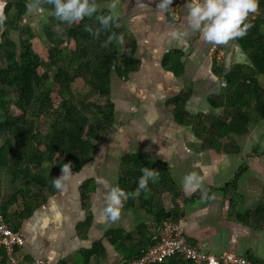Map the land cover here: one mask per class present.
<instances>
[{"label":"crops","instance_id":"0c3cea01","mask_svg":"<svg viewBox=\"0 0 264 264\" xmlns=\"http://www.w3.org/2000/svg\"><path fill=\"white\" fill-rule=\"evenodd\" d=\"M4 1L0 0V22ZM257 2L256 12L249 13L246 19L259 17L264 34V0ZM158 3L159 0L100 3L101 8L118 15L120 27L136 43L135 57L141 66L124 81L116 75L112 77L113 128L95 144L93 160L81 172L70 168L67 177L61 179V189L52 184L53 178L62 174L61 168H43L42 175L49 183L46 200L18 230L25 240L20 250L24 260L83 264L82 252L92 251L97 244H102L104 254L92 257L89 264H119L133 256L134 247L137 253V236L141 237L138 229L147 226L146 235L152 237L156 229L154 216L128 208L125 200L115 222L101 220V210L109 189L120 188L124 158L142 155L166 165L185 197L207 193L203 200L179 203L183 212L179 223L193 246L216 256L231 253L264 262V225L257 228L238 218L247 214L254 217L264 206V119L251 123L245 135L222 139L218 149L204 145L196 126L201 121L210 125L221 112L212 105V100L224 93V80L215 73V64L220 63L226 73L237 67L249 73L250 59L237 38L211 44L193 31L185 20L186 0H172L163 12L157 8ZM51 15L34 6L24 21L41 29ZM214 48L222 53L221 59L213 54ZM259 82L264 86L263 78L259 77ZM184 92H189L184 106L193 117L190 125L178 123L171 108V101ZM235 142L236 151L224 150V144ZM190 172L204 179L201 187L189 194L182 180ZM163 201L167 210L174 205L169 194ZM128 235L129 239L119 244Z\"/></svg>","mask_w":264,"mask_h":264},{"label":"trees","instance_id":"16d2710c","mask_svg":"<svg viewBox=\"0 0 264 264\" xmlns=\"http://www.w3.org/2000/svg\"><path fill=\"white\" fill-rule=\"evenodd\" d=\"M107 1L90 0L96 4V12L71 25L51 15L38 33L24 20L34 6L52 13L49 0H5L0 22V215L14 231L46 200L49 183L42 175L45 165L61 168L70 163L78 173L93 160L95 144L113 128L112 77L124 81L141 66L135 57L136 43L120 27L118 15L100 7ZM109 16L108 24H101V18ZM244 23L250 26L237 40L250 59L249 73L243 67L226 73L220 63L215 64L214 71L225 85L223 95L212 100V105L221 112L210 125L204 121L196 124L208 148L222 147V139L245 135L251 123L264 119V86L259 82V77L264 79L263 21L255 17ZM79 93L98 98L93 101ZM188 96L189 92H184L171 101L175 119L182 125L193 123L184 106ZM236 147V142L223 145L226 152L236 151ZM142 168L153 170L155 177L148 180L146 189L132 195ZM120 189L127 194L128 208L154 216L155 228L167 220L179 223L183 216L180 201L185 205L207 195L202 191L185 197L166 165L142 155L124 158ZM166 194L174 204L169 210L163 201ZM83 198L88 200L86 190ZM253 216L238 218L260 228L264 206ZM146 230L147 226L138 229L139 250L136 253L134 247L133 256L125 260L138 256L152 243L153 236L147 237ZM128 239L129 235L119 244ZM103 254L102 244H97L92 251L82 252L83 264ZM0 264H9L2 245ZM163 264L193 263L177 255Z\"/></svg>","mask_w":264,"mask_h":264},{"label":"clouds","instance_id":"9594fccd","mask_svg":"<svg viewBox=\"0 0 264 264\" xmlns=\"http://www.w3.org/2000/svg\"><path fill=\"white\" fill-rule=\"evenodd\" d=\"M53 6L52 15L71 25L85 16L96 12V4L90 0H49ZM172 0H159L157 8L163 12L170 6ZM187 15L185 20L193 31H198L201 38L211 44H225L237 37L244 36L250 26L244 23L249 13L257 10V0H186ZM111 16L101 18V24L107 25ZM183 35V33L181 34ZM70 170V163L61 165V175L53 178L52 184L61 189V179L66 178ZM142 175L137 181V188L132 195H137L140 189H146L149 179H154L155 172L148 168L141 169ZM204 176L195 172L184 175L182 185L186 193H191L201 187ZM100 183L105 181L100 180ZM206 194V193H205ZM127 194L119 187L109 189L102 207L101 220L117 221L121 216L123 200Z\"/></svg>","mask_w":264,"mask_h":264},{"label":"built area","instance_id":"2783aa9c","mask_svg":"<svg viewBox=\"0 0 264 264\" xmlns=\"http://www.w3.org/2000/svg\"><path fill=\"white\" fill-rule=\"evenodd\" d=\"M2 4H5V1ZM213 54L217 55L218 59L222 57V53L216 48L213 49ZM224 83L223 81V85ZM0 245L6 250L9 264H48L46 260L40 258L24 260L20 250L24 247L25 240L19 231H14L7 225L2 215H0ZM177 255L183 256L193 264H255L235 254L225 253L216 256L199 250L188 240L180 223L171 220L162 222L155 229L152 243L142 249L138 256L123 260L119 264H163L166 259Z\"/></svg>","mask_w":264,"mask_h":264},{"label":"rangeland","instance_id":"374dc122","mask_svg":"<svg viewBox=\"0 0 264 264\" xmlns=\"http://www.w3.org/2000/svg\"><path fill=\"white\" fill-rule=\"evenodd\" d=\"M27 23H30V21H27ZM38 23V22H37ZM36 30H38V33H41V31H40V28L38 27V28H36ZM79 94H81V95H83V96H87L90 100H93V101H95V100H97V98H98V96L96 95V94H84V93H79Z\"/></svg>","mask_w":264,"mask_h":264}]
</instances>
